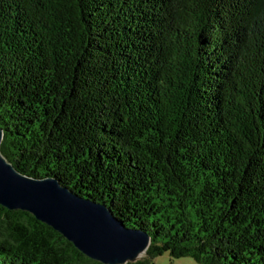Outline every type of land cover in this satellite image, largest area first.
<instances>
[{
    "label": "trees",
    "instance_id": "1",
    "mask_svg": "<svg viewBox=\"0 0 264 264\" xmlns=\"http://www.w3.org/2000/svg\"><path fill=\"white\" fill-rule=\"evenodd\" d=\"M1 154L151 237L264 264V0H0ZM0 264H102L0 206Z\"/></svg>",
    "mask_w": 264,
    "mask_h": 264
},
{
    "label": "water",
    "instance_id": "2",
    "mask_svg": "<svg viewBox=\"0 0 264 264\" xmlns=\"http://www.w3.org/2000/svg\"><path fill=\"white\" fill-rule=\"evenodd\" d=\"M3 136L0 127V147ZM60 183L54 177L38 179L19 173L0 152L1 207L29 213L92 261L128 264L145 257L151 245L146 230L126 227L107 205L75 194Z\"/></svg>",
    "mask_w": 264,
    "mask_h": 264
},
{
    "label": "rangeland",
    "instance_id": "3",
    "mask_svg": "<svg viewBox=\"0 0 264 264\" xmlns=\"http://www.w3.org/2000/svg\"><path fill=\"white\" fill-rule=\"evenodd\" d=\"M154 262L156 264H196L191 258H182L176 260L175 258H172L168 253L158 256L154 260Z\"/></svg>",
    "mask_w": 264,
    "mask_h": 264
}]
</instances>
